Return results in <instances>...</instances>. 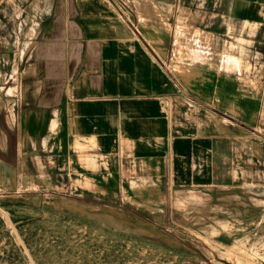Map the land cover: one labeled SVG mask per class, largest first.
Segmentation results:
<instances>
[{
  "label": "crops",
  "instance_id": "0c3cea01",
  "mask_svg": "<svg viewBox=\"0 0 264 264\" xmlns=\"http://www.w3.org/2000/svg\"><path fill=\"white\" fill-rule=\"evenodd\" d=\"M254 145L264 0H0L2 196L145 203L231 182Z\"/></svg>",
  "mask_w": 264,
  "mask_h": 264
},
{
  "label": "rangeland",
  "instance_id": "374dc122",
  "mask_svg": "<svg viewBox=\"0 0 264 264\" xmlns=\"http://www.w3.org/2000/svg\"><path fill=\"white\" fill-rule=\"evenodd\" d=\"M255 146L233 162L231 182L162 188L145 203L117 190L85 195L91 205L58 193L34 203V191H21L0 194V206L35 264H264V149ZM0 264H32L3 212Z\"/></svg>",
  "mask_w": 264,
  "mask_h": 264
},
{
  "label": "water",
  "instance_id": "95a60500",
  "mask_svg": "<svg viewBox=\"0 0 264 264\" xmlns=\"http://www.w3.org/2000/svg\"><path fill=\"white\" fill-rule=\"evenodd\" d=\"M0 212H3V213L6 215V217H7L8 221H9L10 225H11L12 228L15 230V233H16V235H17L19 241L21 242L22 246L25 247V249H26V251H27V253H28V256H29V258H30V260H31V262H32V264H35V263H34V260L32 259V256H31L30 252L28 251V248L25 246V243H24V241H23L21 235L19 234L18 229H16V226H15V224H14V222H13V220H12L10 214H9V212H7L2 206H0Z\"/></svg>",
  "mask_w": 264,
  "mask_h": 264
},
{
  "label": "bare ground",
  "instance_id": "6f19581e",
  "mask_svg": "<svg viewBox=\"0 0 264 264\" xmlns=\"http://www.w3.org/2000/svg\"><path fill=\"white\" fill-rule=\"evenodd\" d=\"M135 7V6H134ZM137 9V8H136ZM168 19V18H167ZM196 22V21H195ZM185 32V31H184ZM183 32V33H184ZM152 33V32H151ZM150 33V34H151ZM181 33H182V31H181ZM198 46V45H197ZM196 46V47H197ZM142 49V48H141ZM181 54V53H180ZM197 55V54H196ZM199 55V54H198ZM201 56V55H200ZM148 57H150V56H148ZM198 57V56H197ZM200 59H202V58H200ZM230 59H234V58H232V56H230V57H227V60H229L230 61ZM235 60V59H234ZM145 63V62H144ZM156 67V66H155ZM13 112V111H12ZM12 118H13V116H11V118H9V120H10V122H12V123H14L13 121H12ZM28 178H29V176H28ZM29 179H31V177L29 178ZM248 201H250V200H248Z\"/></svg>",
  "mask_w": 264,
  "mask_h": 264
}]
</instances>
